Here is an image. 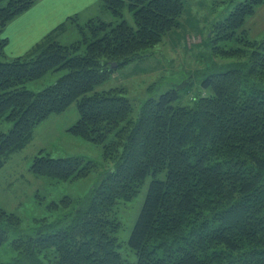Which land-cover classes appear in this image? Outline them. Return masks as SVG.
<instances>
[{"label": "trees", "instance_id": "obj_1", "mask_svg": "<svg viewBox=\"0 0 264 264\" xmlns=\"http://www.w3.org/2000/svg\"><path fill=\"white\" fill-rule=\"evenodd\" d=\"M36 2L0 0V169L37 126L74 103L79 119L68 131L102 146L104 161L115 165L74 209L60 211L68 199L47 204L48 220L34 219L29 231L0 207V248L13 254L2 264H127L124 251L134 264H264V39L250 38L246 27L264 0L230 1L232 10L211 26L207 41L217 61L199 77L201 90L173 86L138 106L124 88H97L118 68L152 57L180 28L186 1L102 0L115 21L92 19L71 44L49 36L9 60L4 29ZM126 7L135 26L125 20ZM232 40L244 47H219ZM52 74L61 75L55 83L28 89ZM4 123L13 124L8 132ZM30 168L67 182L96 165L41 150ZM148 180L123 250L115 209Z\"/></svg>", "mask_w": 264, "mask_h": 264}, {"label": "rangeland", "instance_id": "obj_2", "mask_svg": "<svg viewBox=\"0 0 264 264\" xmlns=\"http://www.w3.org/2000/svg\"><path fill=\"white\" fill-rule=\"evenodd\" d=\"M185 1L186 11L180 28L168 34L156 53L152 57L118 68L106 83L97 88L98 90L124 88L126 96L136 106L173 86L192 89V94L201 90L199 77L202 73L214 69L213 63L217 61L213 60L207 36L213 29L211 26L221 21L232 10L230 1L233 0ZM240 1L237 0L238 3ZM124 13L125 20L135 26L133 14L127 7ZM94 16L103 21H115L109 11L100 12L98 9ZM88 22L86 19L81 20L84 29ZM246 27L250 38L264 39V6L257 12V17L249 20ZM77 32L78 29L74 31L67 29L66 32L59 34L61 37L59 41L63 39L65 42L73 43L81 39V34ZM218 44L222 49H230L234 46L244 47L234 40L222 41ZM60 76L48 75L28 83L27 87L30 90L40 91L55 83ZM78 119L79 113L75 103L64 113L51 115L35 128L31 142L24 149L13 154L0 169V207L8 213L19 216L22 219L24 231L31 229L34 219H43L48 216L46 205L51 202L59 203L63 199L73 200L67 209L60 208V211L74 209L78 203L80 204L85 197L89 196L91 189L115 165L113 161H104L102 146L75 137L68 131ZM12 125L11 123L2 124V130L8 132ZM41 150L54 158L82 156L93 161L96 168L85 178L71 179L67 182H55L38 177L31 172L30 167L33 158ZM149 185L148 180L135 198L121 201L115 209L120 222L118 234L123 250L124 242L129 239L144 205ZM124 255L127 264L135 263L134 254L131 252L125 254L124 251ZM12 257V251L8 246L0 248V264L7 263Z\"/></svg>", "mask_w": 264, "mask_h": 264}, {"label": "crops", "instance_id": "obj_3", "mask_svg": "<svg viewBox=\"0 0 264 264\" xmlns=\"http://www.w3.org/2000/svg\"><path fill=\"white\" fill-rule=\"evenodd\" d=\"M98 9L104 11L102 0H37L31 9L5 27L3 37L8 41L5 47L6 58L13 60L29 55L49 36H55V40L59 41V34L67 29H78L77 33H80L79 27L84 25L81 20L86 19L88 22L95 19L94 13ZM59 42L71 44L63 39Z\"/></svg>", "mask_w": 264, "mask_h": 264}, {"label": "water", "instance_id": "obj_4", "mask_svg": "<svg viewBox=\"0 0 264 264\" xmlns=\"http://www.w3.org/2000/svg\"><path fill=\"white\" fill-rule=\"evenodd\" d=\"M117 66H118L117 63H113V64H112V67H113V68H117Z\"/></svg>", "mask_w": 264, "mask_h": 264}]
</instances>
